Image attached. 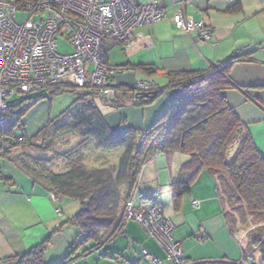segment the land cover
Listing matches in <instances>:
<instances>
[{"label": "crops", "instance_id": "obj_1", "mask_svg": "<svg viewBox=\"0 0 264 264\" xmlns=\"http://www.w3.org/2000/svg\"><path fill=\"white\" fill-rule=\"evenodd\" d=\"M131 1L138 5L160 4L167 10L168 17L136 29L130 44L121 46L126 59L116 66L124 69L113 77V86L120 88L117 96L121 106L116 107L99 96L96 99L111 128L117 129L125 122L140 131L151 129L182 95L179 88L169 86L168 73L206 70L234 56H245L247 59L230 70V78L238 87L223 94L264 156V0ZM178 11L203 22L212 30L211 39L202 42L195 34L177 29L173 15ZM109 61L111 63V58ZM157 76L159 78L155 79ZM150 79L163 90L161 97L151 104L138 105L132 95L121 89ZM50 102L48 99L40 101L24 116L21 125L27 136L32 133L29 131L41 130L54 119L48 114ZM237 148L233 149L232 156ZM189 161L190 155L181 152L161 153L149 161L141 170L130 197L134 206L139 208L143 204V196L157 195L164 215L175 225L173 237L190 264H237L243 258L264 264L261 252L250 243L249 232L254 228L232 230L229 226L218 181L210 172L198 173L190 191L182 195L178 203L174 202L171 184L179 179L181 169ZM193 201L199 202L198 208H193ZM80 209L79 202L47 193L16 164L0 159V264L44 242L47 264L68 258L73 245L76 248L73 264L96 252H100L98 260L105 264H152L145 258L144 251L156 258H165L160 245L135 220L125 223L121 233L129 239L130 245L133 241V253L127 249L106 253L101 248L80 258L89 247L88 244L79 246L82 239L79 229L74 226L75 232L64 234L68 227H73L65 222Z\"/></svg>", "mask_w": 264, "mask_h": 264}, {"label": "trees", "instance_id": "obj_2", "mask_svg": "<svg viewBox=\"0 0 264 264\" xmlns=\"http://www.w3.org/2000/svg\"><path fill=\"white\" fill-rule=\"evenodd\" d=\"M245 59L234 56L206 70L168 73L169 86L179 88L182 95L147 131L125 122L112 129L96 103L98 96L88 91L76 94L71 86L16 96L0 123V159L16 164L47 193L81 204L80 211L65 224L79 229L80 247L90 245L80 256L85 258L122 233L126 203L143 167L161 153L188 154L190 161L171 184L174 202L190 191L198 173L207 170L218 181L229 226L232 230L254 228L249 232L250 243L264 260V156L223 94L238 87L230 78V70ZM116 89L119 92L120 88ZM121 89L138 105L151 104L163 93L157 86L150 92ZM66 92L75 95L73 104L29 138L21 125L24 116L40 101H51ZM111 103L121 106L118 96ZM40 137L44 140L39 145L35 141ZM62 141L64 151L58 149ZM91 145L101 153L119 152L118 163L90 167L84 150ZM235 146L238 148L231 156ZM99 158L102 161L106 156ZM57 162H62L58 171ZM142 201L159 202L156 194L143 196ZM46 246L44 242L25 254L5 259L4 264H47ZM75 249L73 245L69 257L56 264H73Z\"/></svg>", "mask_w": 264, "mask_h": 264}, {"label": "built area", "instance_id": "obj_3", "mask_svg": "<svg viewBox=\"0 0 264 264\" xmlns=\"http://www.w3.org/2000/svg\"><path fill=\"white\" fill-rule=\"evenodd\" d=\"M20 13L26 16L23 22L17 21ZM167 17L160 4L138 5L131 0H0V123L12 98L54 86H71L79 94L88 91L114 100L118 92L113 77L123 68L111 65L109 54L129 45L136 29ZM173 22L202 42L212 37L210 28L182 11L173 15ZM59 37L72 45V54L58 52ZM131 87L147 92L156 85L150 79ZM127 205V218L133 217L163 249L165 258H150L152 264H190L173 237V222L158 217L159 204L143 214L132 211V201ZM192 205L198 208L199 202ZM237 264H253V260L243 258Z\"/></svg>", "mask_w": 264, "mask_h": 264}, {"label": "rangeland", "instance_id": "obj_4", "mask_svg": "<svg viewBox=\"0 0 264 264\" xmlns=\"http://www.w3.org/2000/svg\"><path fill=\"white\" fill-rule=\"evenodd\" d=\"M25 15L20 13L18 14V17H17V21L18 22H23L25 20ZM58 52L60 54H64V55H67V54H72L73 51H74V48L72 47V45H70L64 38L62 37H59L58 38ZM207 42V41H206ZM151 47V46H150ZM111 56V57H110ZM109 58H111V65L113 66H116V64H120L121 62H123L125 59H126V55L124 54V52L122 51L121 47H117L114 49V51L112 53L109 54ZM124 69V68H123ZM159 76H157L155 79H158ZM138 82V81H136ZM136 82H134L133 84H136ZM158 83V82H157ZM65 90H67V88H65ZM75 91V90H74ZM136 91V90H135ZM147 92H150V91H147ZM76 94H79L77 91H76ZM17 99V97L13 98V100ZM75 99V95H73L72 93H63V94H60V95H57V96H54V98L51 100V102L49 103V108H48V114H49V117L50 118H55L57 116H59L63 111H65L66 109H68L71 104H72V101ZM105 99V98H103ZM12 100V99H11ZM107 100V99H105ZM102 110H104V107H101ZM39 129V128H38ZM37 129V131H38ZM40 130V129H39ZM37 131L33 130V131H29V132H32V133H27L28 136H31L32 138L34 136H36V134L38 133ZM69 139V138H68ZM44 140V139H43ZM43 140H42V137H40V139H37L35 142L37 144H42L43 143ZM71 140V139H70ZM65 142V141H64ZM64 142H60L59 146H58V149H62V151H64ZM76 142V141H75ZM87 149V148H86ZM85 153H86V156L88 157V161H87V164L90 166V167H100V166H109L111 164H117L118 163V156L120 155V153H113L111 155L109 154H106V153H101V151H97L93 145H91L87 150H84ZM21 153L22 150L20 151H17V153ZM101 154H105L106 158L102 161H100V158L99 156H101ZM233 154V150L231 151V156ZM50 156V155H49ZM62 163V162H61ZM61 163H58L56 164V167H55V170L58 171L60 169V165H62ZM54 196V195H53ZM68 199V198H66ZM70 200L71 202H75L71 199H68ZM133 203V199L129 198V200L127 201L126 203V207H125V212H124V220L122 222V226L125 225V223H127L128 221H131L133 220L134 218H127V204L129 202ZM157 204H159L161 206V211H160V216L158 215V217H165L167 218L165 215H164V212H163V207H162V204L160 202H158ZM154 205V203H149V204H142L139 208L135 207L134 206V203H133V207H135V209H133L132 211L134 213H147L148 211V207ZM127 218V219H126ZM162 219V218H161ZM168 219V218H167ZM170 220V219H169ZM171 221V220H170ZM172 222V221H171ZM174 224V223H173ZM175 226V225H174ZM70 230V231H69ZM74 230V231H73ZM73 233L75 232V227H68L67 231L64 233V234H70V233ZM78 233V231H76ZM145 232V231H144ZM146 233V232H145ZM244 232H242L243 234ZM74 237H77L76 234L74 233ZM133 241H131V245L129 244V239H126V236L124 234H121L117 237H115L112 241L106 243L103 247V249L101 251L105 252L106 253H109V252H112L114 250H117V251H120V250H123L125 251V249H127L126 251L128 252V250H130V252H134V249L132 247ZM73 243V242H72ZM179 244V243H178ZM90 245H88L89 247ZM180 246V245H179ZM161 247V246H160ZM162 248V247H161ZM181 248V247H180ZM146 251H144V256L146 259H148L150 262V258H156L154 256H151L148 252L147 254H145ZM100 252H96L92 255H90L87 259H82V260H78L76 262V264H105L103 263L102 261H99V254ZM144 258V257H143ZM159 259V258H157ZM246 259V258H245ZM87 260V261H85ZM147 260V261H148ZM160 260H163V259H160ZM100 262V263H98ZM152 263V262H151ZM149 264V263H148ZM254 264V263H253Z\"/></svg>", "mask_w": 264, "mask_h": 264}, {"label": "water", "instance_id": "obj_5", "mask_svg": "<svg viewBox=\"0 0 264 264\" xmlns=\"http://www.w3.org/2000/svg\"><path fill=\"white\" fill-rule=\"evenodd\" d=\"M114 130H116V129H114Z\"/></svg>", "mask_w": 264, "mask_h": 264}]
</instances>
